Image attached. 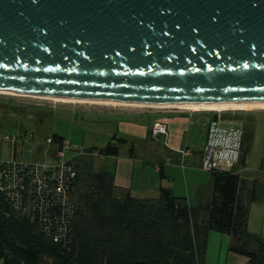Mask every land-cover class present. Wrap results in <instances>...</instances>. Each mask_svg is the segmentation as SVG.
Instances as JSON below:
<instances>
[{
	"label": "water",
	"instance_id": "95a60500",
	"mask_svg": "<svg viewBox=\"0 0 264 264\" xmlns=\"http://www.w3.org/2000/svg\"><path fill=\"white\" fill-rule=\"evenodd\" d=\"M0 91L264 101V0H0Z\"/></svg>",
	"mask_w": 264,
	"mask_h": 264
},
{
	"label": "trees",
	"instance_id": "16d2710c",
	"mask_svg": "<svg viewBox=\"0 0 264 264\" xmlns=\"http://www.w3.org/2000/svg\"><path fill=\"white\" fill-rule=\"evenodd\" d=\"M52 138L62 150L67 138ZM244 138L240 166L247 162L251 132L245 129ZM127 141L114 134L104 147L75 156L74 218L64 236L48 232L38 216L19 212L0 195V264H205L212 231L231 237L229 251L264 264V236L248 228L251 205L264 201V181L236 170L209 171L212 180L196 189L195 205L164 185L156 197L128 189L117 195L115 175L95 168L92 153L118 156ZM159 175L162 181V166Z\"/></svg>",
	"mask_w": 264,
	"mask_h": 264
},
{
	"label": "rangeland",
	"instance_id": "374dc122",
	"mask_svg": "<svg viewBox=\"0 0 264 264\" xmlns=\"http://www.w3.org/2000/svg\"><path fill=\"white\" fill-rule=\"evenodd\" d=\"M116 110L137 114L139 117L149 119L158 118L164 114H193L192 116L190 115V123L192 124L190 134L193 140L190 141L189 145L198 149L203 147L202 137L207 132L209 118L215 114H221L223 125L245 128L252 134L246 165L239 167L241 175L249 179L264 181V172L261 170L264 167V110L228 111L222 113L193 112L178 108L62 102L28 95L0 93V128L9 136L18 139L16 145L17 153L21 154L26 161L50 160L45 154V151L50 147L47 144V138L52 137L54 134L63 136L69 139L71 143L65 149V156L62 157L67 160L87 148H102L111 140L115 132L114 123L104 121L105 118L99 112ZM158 147L162 151L165 149L161 145ZM121 148L122 154L126 152L124 146ZM22 150L23 152H21ZM142 152H145L144 148H142ZM9 153L10 150L7 144L4 143L3 159H7ZM105 164V159L101 158L100 155L94 156L95 168L98 169ZM196 168L194 169L195 171H192L193 176L196 179H206V182L203 183L210 182L207 179H211V173L202 168ZM178 170L180 171L181 169L178 168ZM191 199L192 202L195 201L196 203L194 193ZM254 204L256 203L252 205ZM256 206L258 207L253 210L250 227L251 229H262L264 226V205L259 203ZM97 233L106 234V232L101 231H97ZM227 238L226 235L215 232L208 239L207 255H209L206 256L208 257V264H218L217 255Z\"/></svg>",
	"mask_w": 264,
	"mask_h": 264
},
{
	"label": "built area",
	"instance_id": "2783aa9c",
	"mask_svg": "<svg viewBox=\"0 0 264 264\" xmlns=\"http://www.w3.org/2000/svg\"><path fill=\"white\" fill-rule=\"evenodd\" d=\"M221 114L209 118L207 125V141L202 154L201 168L212 170H236L241 164L244 148L245 128L223 125ZM167 124L156 120L151 129L153 138L166 136ZM16 137L9 136L0 128V195L19 212L39 217L48 232L55 229L64 236L70 230L74 218V206L71 199V184L76 174L74 158L63 159L65 149L71 143L64 141L62 150L54 145L52 137L47 138L50 147L45 151L50 160L26 161L17 153ZM7 144L10 153L3 159V145ZM23 152V150L21 151ZM84 153V151H80ZM191 154L189 149L181 150V165ZM98 156V152H93Z\"/></svg>",
	"mask_w": 264,
	"mask_h": 264
},
{
	"label": "crops",
	"instance_id": "0c3cea01",
	"mask_svg": "<svg viewBox=\"0 0 264 264\" xmlns=\"http://www.w3.org/2000/svg\"><path fill=\"white\" fill-rule=\"evenodd\" d=\"M99 114L105 118L104 121L114 123V134L128 140L120 145L118 156H102L100 154L101 158L106 161L104 167L115 175L117 195L120 194L121 189H128L137 197H156L159 195L161 185H164L170 187L176 196L187 197L190 205L196 204L195 201L192 202L191 198L193 193L196 197V189L200 185L206 184L203 183L206 182V179H196L192 171H195L196 167L201 168L207 132L202 137L203 147L201 149L192 148L189 145L190 141L193 140L190 134L192 125L190 118L193 114H164L152 119L117 110L102 111ZM156 120L165 122L168 128L167 135L161 136L159 139H154L150 134ZM159 145L165 149L162 151L158 147ZM122 146L126 150L123 154L121 152ZM142 148L145 152H142ZM183 149L191 151V154L186 157V166L181 165V150ZM160 166L164 168V179L162 181L159 175ZM178 168L181 170L179 171ZM209 180L211 182L212 178L207 179V181ZM259 203L264 205V202ZM259 203L256 202L257 205ZM256 204L251 205L248 228L250 232L264 236V226L262 229H251L250 227L253 210L258 207ZM213 233L215 232H210L209 239ZM226 236L228 238L220 248L217 263L250 264L248 257L229 251L231 237ZM206 260L207 263L205 264H208V257H206Z\"/></svg>",
	"mask_w": 264,
	"mask_h": 264
},
{
	"label": "bare ground",
	"instance_id": "6f19581e",
	"mask_svg": "<svg viewBox=\"0 0 264 264\" xmlns=\"http://www.w3.org/2000/svg\"><path fill=\"white\" fill-rule=\"evenodd\" d=\"M0 93H9L2 92ZM14 94V93H9ZM37 98H48L56 101L62 102H91V103H102V104H111V105H126V106H135V107H156V108H178L188 111H208V112H228V111H254V110H264V101H255V102H212V103H176V104H151V105H142V104H129V103H117V102H106L98 100H86V99H75V98H64V97H46V96H33Z\"/></svg>",
	"mask_w": 264,
	"mask_h": 264
}]
</instances>
